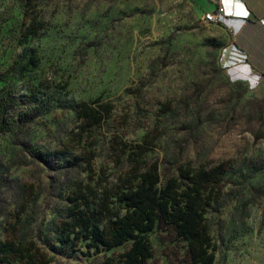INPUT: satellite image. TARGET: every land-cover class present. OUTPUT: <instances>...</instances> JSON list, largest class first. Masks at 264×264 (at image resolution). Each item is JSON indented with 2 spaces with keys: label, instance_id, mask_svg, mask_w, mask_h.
Returning a JSON list of instances; mask_svg holds the SVG:
<instances>
[{
  "label": "rangeland",
  "instance_id": "rangeland-1",
  "mask_svg": "<svg viewBox=\"0 0 264 264\" xmlns=\"http://www.w3.org/2000/svg\"><path fill=\"white\" fill-rule=\"evenodd\" d=\"M26 11L46 25L28 43ZM203 16L192 0H0V95L26 103L30 85L49 86L51 107L30 130L40 147L73 126L75 103L111 101L110 129L120 127L125 140L158 135L146 159L159 163L162 175L184 164L225 163L223 196L207 213L214 264H264V81L228 77L220 64L226 41ZM31 56L37 67L28 65ZM17 61L22 75L14 71ZM20 149L0 133V209L14 208L13 187L36 182L41 197L28 215L52 264H101L131 247L95 253L85 244L55 243L49 228L65 206L60 174L37 163L10 168ZM105 162L101 157L98 165ZM149 239L153 257L146 264H191L188 243L171 226L156 227Z\"/></svg>",
  "mask_w": 264,
  "mask_h": 264
},
{
  "label": "trees",
  "instance_id": "trees-1",
  "mask_svg": "<svg viewBox=\"0 0 264 264\" xmlns=\"http://www.w3.org/2000/svg\"><path fill=\"white\" fill-rule=\"evenodd\" d=\"M24 19L23 38L28 43L46 25L29 11ZM28 65L37 67V59L31 56ZM14 71L25 73L21 61ZM49 89L45 82L30 85L26 103L0 95V133L9 134L21 147L22 162L12 160L10 168L37 163L60 174L59 196L65 206L51 222L52 240L74 248L85 244L95 253L132 242L127 251L101 264H146L153 257L149 235L158 226H171L188 243L191 264H214L217 246L207 213L223 196L228 166L184 164L162 175L159 163L146 159L158 135L152 130L141 142L125 140L120 127L110 129L116 111L111 101L75 103L73 126H65L55 142L40 147L30 130L43 108L51 107ZM23 104L28 110H21ZM101 157L104 165H98ZM17 185L10 201L14 208L7 214L0 209V264H52L28 215L40 200V188L36 182Z\"/></svg>",
  "mask_w": 264,
  "mask_h": 264
},
{
  "label": "crops",
  "instance_id": "crops-1",
  "mask_svg": "<svg viewBox=\"0 0 264 264\" xmlns=\"http://www.w3.org/2000/svg\"><path fill=\"white\" fill-rule=\"evenodd\" d=\"M203 12L225 9L217 26L226 46L220 64L235 83L264 81V0H192Z\"/></svg>",
  "mask_w": 264,
  "mask_h": 264
},
{
  "label": "built area",
  "instance_id": "built-area-1",
  "mask_svg": "<svg viewBox=\"0 0 264 264\" xmlns=\"http://www.w3.org/2000/svg\"><path fill=\"white\" fill-rule=\"evenodd\" d=\"M225 19V9L223 5H219L215 10L205 12L203 21L206 25L221 26Z\"/></svg>",
  "mask_w": 264,
  "mask_h": 264
}]
</instances>
